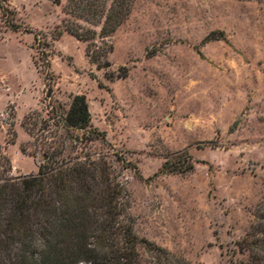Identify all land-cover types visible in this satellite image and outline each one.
I'll list each match as a JSON object with an SVG mask.
<instances>
[{
  "label": "rangeland",
  "instance_id": "1",
  "mask_svg": "<svg viewBox=\"0 0 264 264\" xmlns=\"http://www.w3.org/2000/svg\"><path fill=\"white\" fill-rule=\"evenodd\" d=\"M68 1L0 0L12 11L0 8L9 176L36 174L53 149L102 155L135 233L165 252L141 243L139 264L247 259L239 243L257 238L264 210V0H135L110 37L108 67L74 35L52 39ZM78 94L89 103L87 129L63 120ZM183 151L192 170L160 172Z\"/></svg>",
  "mask_w": 264,
  "mask_h": 264
},
{
  "label": "trees",
  "instance_id": "2",
  "mask_svg": "<svg viewBox=\"0 0 264 264\" xmlns=\"http://www.w3.org/2000/svg\"><path fill=\"white\" fill-rule=\"evenodd\" d=\"M134 3L69 0L62 24L51 31L52 39L66 31L87 43L91 61L108 67V54L113 51L110 37L127 20ZM0 8L12 14L8 7L0 4ZM51 54L50 48L44 53L48 62ZM63 120L69 128L91 126L85 95L73 96ZM63 150L50 151L36 174L16 177L9 176L11 161L0 152V264H139L141 243L165 254L135 233L125 188L111 174L105 157L66 158ZM193 168L191 154L183 151L167 156L160 172L184 173ZM258 216L257 238L239 243L249 256L234 264H264V210Z\"/></svg>",
  "mask_w": 264,
  "mask_h": 264
}]
</instances>
